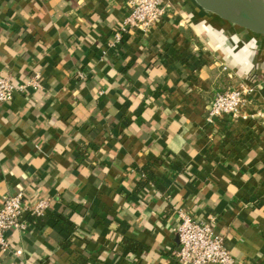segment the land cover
I'll return each mask as SVG.
<instances>
[{"label": "crops", "instance_id": "0c3cea01", "mask_svg": "<svg viewBox=\"0 0 264 264\" xmlns=\"http://www.w3.org/2000/svg\"><path fill=\"white\" fill-rule=\"evenodd\" d=\"M165 2L111 47L127 0H0V70L41 83L0 102V205L50 200L0 264H176L178 210L264 264V36ZM245 82L247 116L205 127L214 94Z\"/></svg>", "mask_w": 264, "mask_h": 264}, {"label": "built area", "instance_id": "2783aa9c", "mask_svg": "<svg viewBox=\"0 0 264 264\" xmlns=\"http://www.w3.org/2000/svg\"><path fill=\"white\" fill-rule=\"evenodd\" d=\"M169 9L165 0H127V13L119 29L114 31L111 47L121 39L123 32L138 28L148 32ZM82 77V75L80 74ZM41 89L38 74L23 82H15L9 75L0 70V102L12 100L16 93ZM255 90L252 83H242L238 87L226 88L214 94L206 104L203 114L205 127L213 130L222 121H236L245 118L243 110L247 98ZM50 200L43 199L35 203L25 202L21 193L3 196L0 205V248L6 250V234L10 231L24 232L27 229V217H42L49 208ZM178 224L175 233L178 246L173 252L176 264H240L225 247L224 238L215 233L212 222L193 219L185 212L178 210Z\"/></svg>", "mask_w": 264, "mask_h": 264}, {"label": "water", "instance_id": "95a60500", "mask_svg": "<svg viewBox=\"0 0 264 264\" xmlns=\"http://www.w3.org/2000/svg\"><path fill=\"white\" fill-rule=\"evenodd\" d=\"M200 9L223 22L264 36V0H194Z\"/></svg>", "mask_w": 264, "mask_h": 264}, {"label": "trees", "instance_id": "16d2710c", "mask_svg": "<svg viewBox=\"0 0 264 264\" xmlns=\"http://www.w3.org/2000/svg\"><path fill=\"white\" fill-rule=\"evenodd\" d=\"M239 46H241L240 49H242V50H246V51H248L247 49H251V45H250V44H248V43H246V42H244V41H241V40L239 41ZM248 52H249V51H248ZM247 79H249V80H251V81H253V80L256 79V72H255L254 68H251V70H249V71L247 72ZM147 179L150 180V181H152V182L154 183V185L157 184V182H156L152 177H150L148 174H147ZM143 185H144V182L140 185V187H142ZM27 218H28V220H29V219H30V220H33L34 218H37V217H34V216H28ZM121 243L123 244V246H124L125 248H130V249H132L131 246H129V241L126 240L125 238H122Z\"/></svg>", "mask_w": 264, "mask_h": 264}]
</instances>
